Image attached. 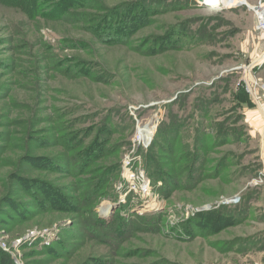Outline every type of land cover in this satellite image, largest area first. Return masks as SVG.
<instances>
[{
	"label": "rangeland",
	"instance_id": "rangeland-1",
	"mask_svg": "<svg viewBox=\"0 0 264 264\" xmlns=\"http://www.w3.org/2000/svg\"><path fill=\"white\" fill-rule=\"evenodd\" d=\"M244 1L0 0V262L264 264Z\"/></svg>",
	"mask_w": 264,
	"mask_h": 264
},
{
	"label": "built area",
	"instance_id": "built-area-1",
	"mask_svg": "<svg viewBox=\"0 0 264 264\" xmlns=\"http://www.w3.org/2000/svg\"><path fill=\"white\" fill-rule=\"evenodd\" d=\"M210 7L217 8V9L222 8L220 6V3L217 1H215L214 4H212ZM254 7L258 8V10H259V11L255 12L256 30H258L264 34V0H258V5L254 6ZM251 70L252 69H250V71ZM246 87H247V90L251 91V93L254 95L256 102H257V105H258V108H259V111L261 112L262 117L264 119V84L259 83V82H255L254 86L252 87L251 84L246 83Z\"/></svg>",
	"mask_w": 264,
	"mask_h": 264
},
{
	"label": "bare ground",
	"instance_id": "bare-ground-1",
	"mask_svg": "<svg viewBox=\"0 0 264 264\" xmlns=\"http://www.w3.org/2000/svg\"><path fill=\"white\" fill-rule=\"evenodd\" d=\"M215 1L219 2L221 7H233L235 5H242V4H247L248 3V2L246 3L244 0H203L202 2L200 1V3L202 5L211 6L212 4H214ZM251 8L254 11H259L258 8H256V7H251ZM139 132H141L140 138L142 137L141 139H142V141H144L146 138H148L151 135L152 130L148 129L146 127V128L142 129ZM128 178L130 179L131 177L129 176Z\"/></svg>",
	"mask_w": 264,
	"mask_h": 264
},
{
	"label": "trees",
	"instance_id": "trees-1",
	"mask_svg": "<svg viewBox=\"0 0 264 264\" xmlns=\"http://www.w3.org/2000/svg\"><path fill=\"white\" fill-rule=\"evenodd\" d=\"M7 1H9V0H7ZM7 3H8V2H7ZM6 259H9V258H4V259H3V262L6 261ZM9 261H10V259L7 260V262H9ZM3 262H0V264H3ZM11 264H12V263H11Z\"/></svg>",
	"mask_w": 264,
	"mask_h": 264
},
{
	"label": "water",
	"instance_id": "water-1",
	"mask_svg": "<svg viewBox=\"0 0 264 264\" xmlns=\"http://www.w3.org/2000/svg\"><path fill=\"white\" fill-rule=\"evenodd\" d=\"M198 1H201L202 2L203 0H198Z\"/></svg>",
	"mask_w": 264,
	"mask_h": 264
}]
</instances>
